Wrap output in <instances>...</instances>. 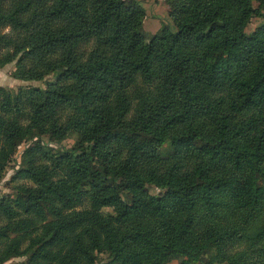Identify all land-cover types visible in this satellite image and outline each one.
<instances>
[{"label":"trees","instance_id":"obj_1","mask_svg":"<svg viewBox=\"0 0 264 264\" xmlns=\"http://www.w3.org/2000/svg\"><path fill=\"white\" fill-rule=\"evenodd\" d=\"M166 1L0 0V264H264V0Z\"/></svg>","mask_w":264,"mask_h":264},{"label":"rangeland","instance_id":"obj_2","mask_svg":"<svg viewBox=\"0 0 264 264\" xmlns=\"http://www.w3.org/2000/svg\"><path fill=\"white\" fill-rule=\"evenodd\" d=\"M143 10H144V18L142 21L141 30L145 35L146 39H150L155 33H158L164 26L168 27L169 30L175 31L176 25L174 24L172 18L168 14V3L166 0H137ZM258 3L254 2V7H257ZM264 12V9H263ZM262 21L261 17L254 16L251 18L250 22L245 27L246 33H251L254 28ZM14 64H8L3 68H0V86L9 88V89H17L20 86H36L42 85V82L39 81H23L15 79L11 76V72L13 71ZM74 142V137L69 136L65 140H63L62 145L64 147H70ZM24 143H22L18 152L16 153L14 160L11 162L8 167L5 177L0 183V195L5 193H9L11 191L12 181H10V177L14 172V168L16 163L19 162V153L24 147ZM57 147L56 145H53ZM167 145H163L160 147L159 152L163 153L166 150ZM151 192H159V189L155 187H151ZM20 258H15L12 261H18ZM180 259H172L167 264H178Z\"/></svg>","mask_w":264,"mask_h":264}]
</instances>
